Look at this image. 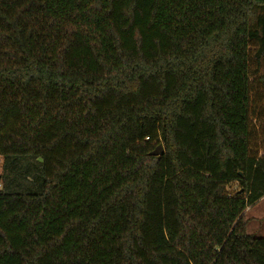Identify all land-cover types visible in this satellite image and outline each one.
<instances>
[{
  "label": "trees",
  "instance_id": "obj_1",
  "mask_svg": "<svg viewBox=\"0 0 264 264\" xmlns=\"http://www.w3.org/2000/svg\"><path fill=\"white\" fill-rule=\"evenodd\" d=\"M262 69L264 0H0V264H264Z\"/></svg>",
  "mask_w": 264,
  "mask_h": 264
},
{
  "label": "rangeland",
  "instance_id": "obj_2",
  "mask_svg": "<svg viewBox=\"0 0 264 264\" xmlns=\"http://www.w3.org/2000/svg\"><path fill=\"white\" fill-rule=\"evenodd\" d=\"M260 73H264V69ZM254 101L255 103L258 101L255 111L264 120V88L262 85H260L258 92L255 93ZM235 188L234 185H231L229 191L232 193L235 191ZM243 220L246 222L245 231L248 235L256 238H264V198L253 207L247 209Z\"/></svg>",
  "mask_w": 264,
  "mask_h": 264
}]
</instances>
